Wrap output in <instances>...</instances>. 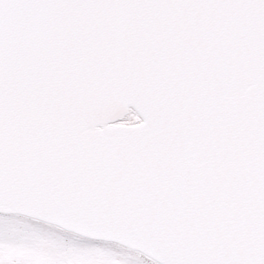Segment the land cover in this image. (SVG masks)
<instances>
[{
	"label": "water",
	"instance_id": "1",
	"mask_svg": "<svg viewBox=\"0 0 264 264\" xmlns=\"http://www.w3.org/2000/svg\"><path fill=\"white\" fill-rule=\"evenodd\" d=\"M0 214L264 264V0H0Z\"/></svg>",
	"mask_w": 264,
	"mask_h": 264
},
{
	"label": "rangeland",
	"instance_id": "2",
	"mask_svg": "<svg viewBox=\"0 0 264 264\" xmlns=\"http://www.w3.org/2000/svg\"><path fill=\"white\" fill-rule=\"evenodd\" d=\"M135 113L122 121L133 123ZM0 264H155L111 243L87 240L18 216L0 215Z\"/></svg>",
	"mask_w": 264,
	"mask_h": 264
}]
</instances>
